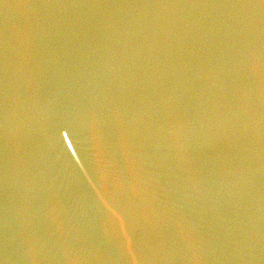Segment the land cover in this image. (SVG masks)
I'll return each mask as SVG.
<instances>
[{
    "label": "water",
    "instance_id": "95a60500",
    "mask_svg": "<svg viewBox=\"0 0 264 264\" xmlns=\"http://www.w3.org/2000/svg\"><path fill=\"white\" fill-rule=\"evenodd\" d=\"M0 264H264L228 0H0Z\"/></svg>",
    "mask_w": 264,
    "mask_h": 264
}]
</instances>
